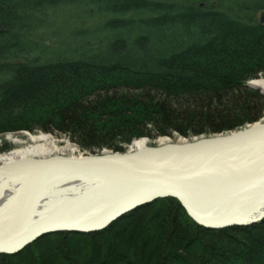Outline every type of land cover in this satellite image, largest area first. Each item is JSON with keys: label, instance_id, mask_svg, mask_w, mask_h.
Listing matches in <instances>:
<instances>
[{"label": "trees", "instance_id": "1", "mask_svg": "<svg viewBox=\"0 0 264 264\" xmlns=\"http://www.w3.org/2000/svg\"><path fill=\"white\" fill-rule=\"evenodd\" d=\"M40 1L0 0V132L56 131L120 152L141 136L260 121L264 97L245 84L264 73V0ZM68 2L80 23L46 39L39 11ZM0 264H264V219L209 229L165 196L101 230L47 233Z\"/></svg>", "mask_w": 264, "mask_h": 264}, {"label": "bare ground", "instance_id": "2", "mask_svg": "<svg viewBox=\"0 0 264 264\" xmlns=\"http://www.w3.org/2000/svg\"><path fill=\"white\" fill-rule=\"evenodd\" d=\"M256 22L264 24L258 18ZM251 85L264 91V79L254 80ZM261 132L241 137L222 147H218V140L227 134L195 138L189 142H170L165 136L152 146H148L146 140L141 138L135 140L126 152L135 156L122 162L130 168L144 169L151 175L199 177L194 179L195 182L190 179L180 182L186 193L185 199L193 204L190 210L204 218L227 215L240 218L245 216L249 223L261 221L264 219V131ZM11 140L20 143L17 138ZM28 140L29 145H19L9 153L0 154V166L33 157L44 159L60 156L52 155L56 144L49 134H32ZM69 149L72 150L71 147ZM66 156L76 158L81 155ZM34 171L29 165L16 164L12 169L0 173V243L13 241L21 230H17L20 223L23 226L20 233L26 234L50 224L69 222L85 228L97 227L104 217L125 207L135 194L127 191L105 193L106 184L112 178L91 171L66 170L50 180L43 192L37 193L42 195L38 199L34 192L37 187L27 188ZM100 188L102 192L97 194ZM244 193L246 196L243 197ZM237 199L239 202H234ZM35 200L38 202L33 209ZM25 218L28 220L23 222Z\"/></svg>", "mask_w": 264, "mask_h": 264}, {"label": "water", "instance_id": "3", "mask_svg": "<svg viewBox=\"0 0 264 264\" xmlns=\"http://www.w3.org/2000/svg\"><path fill=\"white\" fill-rule=\"evenodd\" d=\"M258 21L264 23V12H262L259 17ZM264 131V123L257 124V122L249 127L241 128L239 130H235L229 132L227 135H223L218 140V147H222L227 145L231 141H235L241 137L252 136L257 133H263ZM215 137V136H214ZM217 147V148H218ZM135 156L134 154H126L123 152H109V153H98L93 155H81L79 157H71V156H55V157H48V158H28L26 160H22L21 162H11L2 164L0 166V173L1 171H6L8 169H12L16 164H26L30 167L34 168V175L30 178L27 183V188H34L37 187L34 191L36 194L39 192H43L45 188L49 185L48 183L50 180L55 178L61 172L66 170L71 171H84V172H95L100 173L106 177L112 178L109 184H106V191L105 193H122V192H131L135 193L133 197L128 201L125 207L120 210L112 212V215L104 217L102 222L97 227L85 228L83 226H77L74 222H69L68 224H50L44 226L43 228L36 230L28 231L29 233H20L23 230V226L20 223L17 230V236H14L15 239L13 241H6L4 243H0V254L5 253H15L18 252L23 246H26L30 241L36 240L37 237L41 235H45L49 232H58V231H71V232H91V230H98L101 227L107 226L113 219L119 217L123 214V212L132 210L135 207L144 205L145 203L153 202L155 199L165 196H172L177 198L181 201L182 206L184 209L189 213L191 218L197 222L208 228H221L227 227L232 225H243L248 224L247 219L245 216L242 218L237 216H227L223 215L221 217L213 218V217H202L200 214L194 210H190V206L193 204L186 200L185 196L186 193L184 189H182V183L180 180L190 179L192 182L199 177H179V176H168V175H151L144 169H136L133 167H128L123 164L122 161L130 159L131 157ZM261 168V167H260ZM196 178V179H195ZM195 179V180H194ZM30 190V189H29ZM97 191L96 193H100ZM248 190L247 192H249ZM246 192V193H247ZM244 193L242 196H246ZM40 194V193H39ZM37 194L38 199H41L42 195L40 196ZM93 194V195H97ZM90 196V195H89ZM245 200V198H244ZM37 200L33 203V209L37 204ZM234 202H239L237 199ZM32 213V211H31ZM30 213V215H31ZM28 220L27 218L24 219L23 222ZM16 233V232H15ZM22 234V235H20ZM13 237V238H14Z\"/></svg>", "mask_w": 264, "mask_h": 264}, {"label": "rangeland", "instance_id": "4", "mask_svg": "<svg viewBox=\"0 0 264 264\" xmlns=\"http://www.w3.org/2000/svg\"><path fill=\"white\" fill-rule=\"evenodd\" d=\"M48 2H49V0H42L39 2V4H43V5L48 6L49 5ZM80 5H82V4L80 3L79 5H77V8L81 9ZM78 11L79 10L75 9L74 5L71 4L70 2L59 5V7L57 8V10L54 13H50V14L44 13V14H48L47 17H43V13L39 11V15H37V19H36L34 26L35 27L36 26L43 27V29H44L43 31L46 32V34L43 36L46 37V39L49 38V35H59L57 38L60 40L61 36L65 33H67V30L70 27H72L71 25L80 23V20L77 21V20L73 19V18L79 17L76 15V13H78ZM262 12H264V8H261L258 10L257 18L259 17V15ZM88 24H89V22L86 21L84 25H88ZM258 79H264V73L259 72L257 75V78L248 80L247 83L245 84V86L252 88L253 90L258 91L264 97V91L260 87H254L251 85L252 81L258 80ZM262 118H263L262 120H264V111H263ZM262 120H260L258 122L264 123V121H262ZM239 129H241V128H238V130ZM228 132H232V131H228ZM41 133H46V134L50 135L51 140H53V142H55V144H56V149L54 150L52 155L58 154L60 156H65V155H74V156L85 155V156H87V155H93V154L104 153V152H107V153H109V152H118V153L123 152V153H125V152L130 150V146L132 145V143L135 140H140L141 138H144L146 140V144L148 146H152V145H156L161 138L166 136V135H163V136H159V137H155V138H153V137L150 138L147 136H141L139 138H134L127 146L124 147L125 150L120 151V152L119 151H111L110 149L109 150L102 149L101 151H98V152H91L88 150L87 151L82 150L80 148V146L77 144V142L75 143V141L73 139H71V136H69L68 133H58L56 131L48 132V131H44V130L43 131L39 130L37 128L29 130V129H26L24 127H21L17 130L14 129V130H10V131L6 130L4 132H0V154L9 153L11 150H13L14 148H16L19 145H29L30 141L28 140V137L32 134L33 135H39ZM223 134H228V133L206 134V136L200 135V136H195V137H190V138H187L185 136L183 137V136L177 135V134H173L172 136H166V138L170 142H174V141L189 142V141H194L195 138L196 139L197 138H206L209 136H215L216 137V136L223 135ZM11 138L19 139L20 143L14 142L13 140H11ZM70 147L72 148V150L69 149ZM170 197H172V196H170ZM160 198H162V197H160ZM173 198H175V197H173ZM129 211H131V210H129ZM254 222H258V221H254ZM254 222H250L248 224H253ZM248 224H245V225H248ZM91 231H94V230H91ZM64 232H67V231H64ZM49 233H51V232H49ZM74 233H77V232H74Z\"/></svg>", "mask_w": 264, "mask_h": 264}]
</instances>
